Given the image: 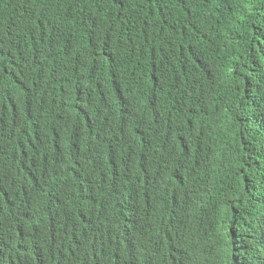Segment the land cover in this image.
Here are the masks:
<instances>
[{
	"label": "trees",
	"instance_id": "1",
	"mask_svg": "<svg viewBox=\"0 0 264 264\" xmlns=\"http://www.w3.org/2000/svg\"><path fill=\"white\" fill-rule=\"evenodd\" d=\"M0 264H264V0H0Z\"/></svg>",
	"mask_w": 264,
	"mask_h": 264
},
{
	"label": "clouds",
	"instance_id": "2",
	"mask_svg": "<svg viewBox=\"0 0 264 264\" xmlns=\"http://www.w3.org/2000/svg\"><path fill=\"white\" fill-rule=\"evenodd\" d=\"M76 160V159H75ZM79 161V160H78Z\"/></svg>",
	"mask_w": 264,
	"mask_h": 264
}]
</instances>
